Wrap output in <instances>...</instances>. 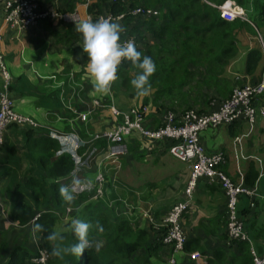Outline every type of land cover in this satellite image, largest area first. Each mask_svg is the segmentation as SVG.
Returning <instances> with one entry per match:
<instances>
[{
  "label": "crops",
  "instance_id": "obj_1",
  "mask_svg": "<svg viewBox=\"0 0 264 264\" xmlns=\"http://www.w3.org/2000/svg\"><path fill=\"white\" fill-rule=\"evenodd\" d=\"M36 1L40 11H58V5L66 8L67 2L71 0ZM74 1L77 2L74 11L63 12L62 14L77 13L79 19L76 21L87 20L88 15L93 20L100 16L95 17L90 14L89 9L94 0ZM4 8V0H0V94L7 93L14 102L15 110L34 119L37 123V126L11 125L5 132V143L0 147V179L5 178L8 180V183H4L7 193L14 192L19 185L23 186L29 178H43L45 171L40 165L41 154L36 151L35 143L31 146L28 140L33 141L34 138L44 135L53 139L50 131L57 130V133L75 134L83 140L84 145L80 148L79 154L83 162L88 163L83 167L86 169L84 173L86 172L87 176L90 175L93 184L97 185L95 177L97 173H100L101 167L103 170H106L109 166L113 169L114 164L110 160H117L118 163L122 164L121 170L124 169V172L127 169V171L131 170L134 178L135 169L140 165H145L149 162L150 157L155 156L153 158L156 159L154 163L160 161V169L164 175L158 179L157 183H148L142 186L144 193L149 196L150 202H153L147 209H152L154 212L160 210L161 215H163L174 204L182 201L191 170L189 165L173 157L168 148H164L163 144L156 148L153 143H157L159 140L146 139L139 131H134L121 145H110L105 140L94 139L95 134L103 133L107 129L110 130L122 118L124 119L122 115L116 116L112 107L125 114L130 113L133 107H147L144 126L151 129L158 128L159 124L161 126L166 114L157 113L151 103L155 90H150L148 95L138 96L135 89L130 85V81L124 84L117 77L108 93L103 95L96 93L93 90L91 76L86 69L87 56L80 47L81 37L75 30L74 19L48 15L39 17L29 29L19 31L5 24ZM122 19L116 20V22L120 23L125 31ZM122 40H133L134 44L137 41L135 36H126ZM260 40L262 41L261 38ZM147 41H149V38ZM262 43L264 46L263 41ZM237 64L244 71L242 64ZM135 75L136 73H132L131 79ZM114 90L119 93L118 99L114 97ZM95 101H98L101 105L95 104ZM211 104L216 109L219 106V104H215V101ZM110 105H112V109L108 107ZM259 105L260 103L257 102L255 107L257 121L253 127L245 122L235 124L232 127L224 125L219 128H209L201 131L199 140L205 147L207 154L212 155L218 152L224 156L225 161L220 166H225L226 172L232 180L235 179L236 183L244 184L245 169L248 162L252 161L256 164L259 170L256 185L258 193L253 202L254 207L255 203L260 204L259 210L257 213L251 211L253 208L250 207L252 199L246 195H242L245 196L242 200L239 199L238 208L240 218L243 219L244 217L248 220L245 227L251 242L250 245L252 244L254 251L258 254L263 251L262 254H259L263 255L264 235H260L258 231L259 229L264 231V120L260 116L258 118ZM84 114L86 118L83 120L81 116ZM55 140H57L60 147L55 152L54 157L66 154L71 157L68 153H59L62 144L57 138ZM161 142L163 141L161 140ZM131 147L134 149L136 147L147 149L144 153V159H137L135 154L137 151H131ZM116 148H124L126 155L124 157L121 154L110 156L109 154ZM119 167L121 166L119 165ZM90 170L92 172H88ZM117 173L111 176L106 174L109 182L107 183L104 177V183L101 184L105 191V196L102 197H109L107 200L113 206V199L117 198V192L113 189ZM66 178L67 186L70 187L72 172L61 179L65 181ZM120 178L123 180L121 185L125 193L130 183L122 176ZM160 181L166 182V184L160 185ZM136 186L135 183L132 184L131 189L134 190ZM20 190L29 195L30 190L26 187H21ZM173 194L176 195L175 198H172ZM191 198V206L181 218L185 243L189 239L194 243H198L206 254H203L200 250L187 252L188 254L183 250V253L179 254L175 246L172 255L173 257L186 255L189 260L195 261L197 264H206L213 250L223 243L222 235H225L227 197L222 185L212 182L206 177H200ZM243 199L246 202H243ZM156 200L160 202L159 205L154 204ZM240 205L243 206L240 207ZM247 207L250 211L246 216H241V210ZM134 209H138V207L134 206ZM147 209H144V211L148 212ZM163 218L153 220V225L154 223H160ZM253 218H255L254 221H252ZM32 220L30 224H33ZM2 242L4 241H0V243ZM12 249L7 244L0 251V264H7ZM194 253H198L200 257L198 259L193 258ZM171 258L168 260L169 264ZM177 262L179 261L177 260Z\"/></svg>",
  "mask_w": 264,
  "mask_h": 264
},
{
  "label": "trees",
  "instance_id": "obj_2",
  "mask_svg": "<svg viewBox=\"0 0 264 264\" xmlns=\"http://www.w3.org/2000/svg\"><path fill=\"white\" fill-rule=\"evenodd\" d=\"M225 1L94 0L89 11L95 17L104 12L115 16L124 14L122 22L125 31L121 34V40L126 36H135V46L142 57L150 56L155 62L156 71L149 82L151 90H155L151 103L157 113H183L189 109L210 113L216 109L211 104L214 101L220 105L232 96L235 88L245 84L258 85L264 78V0H234L246 10L250 22L223 19L217 6ZM76 5L77 2L71 0L67 2L66 8L58 5L57 10L61 13L72 12ZM139 6L155 9L158 14L150 17L133 15L132 11ZM237 63L242 64L244 71ZM136 72L130 63L123 62L117 69V77L125 84L130 81L131 74ZM257 102H264V90L256 97L255 107ZM241 123L245 122L239 120L228 127ZM34 139L45 173L42 179L32 177L23 186L15 188L18 198L13 206V218L19 225L27 226L36 216L32 225H42L43 230L37 235L39 245L51 255L49 264H169L175 243H164L166 228H155L152 222L165 217L169 210L161 215L160 210H155V213L150 209L140 214L139 209H135L145 218V222L140 223L127 215L125 210L116 211V206L102 196L94 199L93 194L85 192L77 196L73 194L71 203L63 201L58 189L68 184L67 178L65 181L61 178L71 174L74 161L67 154L54 157L60 147L54 138L44 135ZM163 142L164 148L169 151L173 141ZM131 151L137 149L131 147ZM135 154L137 159H144L143 152L137 151ZM219 169L228 175L225 166H219ZM258 178L256 164L248 162L244 185L252 189L257 185ZM21 187L29 189V195L21 192ZM67 207L73 209L71 220L79 218L90 223L89 238L94 242H103L99 250L92 247L80 257L64 255L61 258L52 254L53 247H67L76 243L71 228L69 231H60L56 226L59 214ZM249 211V207L244 208L240 212L241 216H246ZM225 213L223 243L213 250L206 264H255L248 241L229 240L226 205ZM97 222L103 226L102 232L96 230ZM50 232H56L58 239L48 241L46 237ZM258 232L264 235V231L259 229ZM6 246L7 243H0V251ZM36 250L34 253L27 245L15 246L7 264H37L32 261L38 254ZM194 250L206 254L198 243L187 240L184 246L186 254ZM177 260V264H197L186 255Z\"/></svg>",
  "mask_w": 264,
  "mask_h": 264
},
{
  "label": "built area",
  "instance_id": "obj_3",
  "mask_svg": "<svg viewBox=\"0 0 264 264\" xmlns=\"http://www.w3.org/2000/svg\"><path fill=\"white\" fill-rule=\"evenodd\" d=\"M4 4L5 24L16 30L18 29L19 31L29 29L30 26L36 23L39 17H46L48 15L64 19H79L77 13L62 14L55 10L40 11L36 0H4ZM217 8L221 12V17L227 21L242 19L250 22L245 9L232 0L225 1L223 4L217 6ZM132 14L136 16L150 17L158 14V11L152 8L146 9L139 6L132 11ZM99 17H111L116 21L117 18H119L118 20H121L124 17V14L114 16L110 13H105ZM88 19L93 20L90 15H88ZM127 41L129 40H122V42ZM131 41L133 42V40ZM263 90L264 78L258 85L245 84L241 88H235L232 96L223 101L217 109L210 113H199L189 110L177 115L172 111H168L163 118V125L155 129L144 126V116L148 110L147 107H133L128 114L119 112L115 107H112L115 114L124 117L123 123L110 130H106L103 133H97L94 135L95 140H105L110 145H121L134 131H139L144 138L149 140L173 141V144L169 148V152L176 159L189 165L191 175L184 191V199L174 204L162 221L160 223H154V225L156 228H166L164 243H175L177 253H183L185 243V235L181 227V218L191 206L192 193L200 177H206L212 182L219 183L225 191L227 197V232L229 240L248 241L251 243L246 231L244 220L239 216L238 203L240 197L246 195L252 199L250 207H254L253 199L258 193L257 186L249 189L242 183L233 182L224 171L219 169V166L225 161L224 156L218 152L213 153L212 155L207 154L205 147L200 143L199 138L202 130L219 127L221 125H230L239 120H243L253 127L257 121L254 101ZM95 104L101 105L98 101H95ZM258 113L260 118L264 120V102L259 105ZM81 118L84 120L86 115H82ZM11 124L37 126L34 119L15 111L13 100L7 93H2L0 94V146L4 144L5 132ZM56 131L57 130L50 131V134L53 138L60 140L62 144L59 153L70 154L75 162V169L72 171L74 180L71 182L69 187L70 190H72L73 194L91 192L96 189L98 193H101L100 188L104 179L101 174L97 173V176L95 177L97 185L93 184L91 180L80 176V174L86 170L83 167L88 164L87 162H83L79 154L80 148L84 145L83 140L79 139L75 134L68 135L57 133ZM123 153L124 148H116L113 149L109 155L115 156ZM77 175H79V177L75 179ZM2 209L3 205L0 201V211ZM67 210L68 217L71 213V208L68 207ZM35 220L36 216L33 218L32 222ZM251 251L254 263L264 264V254L259 255L254 251L252 244ZM192 257L198 259L200 255L194 253ZM50 259L51 255L49 251L45 247L39 245L38 254L32 259V261L37 264H49ZM171 262L177 264V258L172 257Z\"/></svg>",
  "mask_w": 264,
  "mask_h": 264
},
{
  "label": "clouds",
  "instance_id": "obj_4",
  "mask_svg": "<svg viewBox=\"0 0 264 264\" xmlns=\"http://www.w3.org/2000/svg\"><path fill=\"white\" fill-rule=\"evenodd\" d=\"M119 18H117L118 20ZM75 22V30L80 34V47L87 56L86 69L92 79L93 90L98 94L110 91L112 83L117 79V69L123 62H128L137 70L136 75L130 80V85L135 89L136 95H148L151 90L150 77L156 71L154 60L147 55L142 57L135 44L129 40L121 41L123 26L111 17H99L96 20H80ZM63 201L71 203L73 192L69 187L61 185L58 189ZM90 223L74 218L71 220V230L76 238V243L67 247H53L52 254L57 257L73 255L80 257L85 250L95 247L99 250L103 242L92 241L89 238ZM42 225H33V231H42ZM96 230L103 231V226L97 222ZM46 239H58L56 232L48 233Z\"/></svg>",
  "mask_w": 264,
  "mask_h": 264
},
{
  "label": "rangeland",
  "instance_id": "obj_5",
  "mask_svg": "<svg viewBox=\"0 0 264 264\" xmlns=\"http://www.w3.org/2000/svg\"><path fill=\"white\" fill-rule=\"evenodd\" d=\"M0 55H1V48H0ZM243 65H244V63H243ZM113 94H114V97L116 99H118L119 93H117L116 90H114ZM215 104H219V103L215 102ZM108 107L111 108L112 105H110ZM212 107H214V106H212ZM190 110L197 111L195 109H190ZM117 111L121 112L118 109H117ZM256 113H257V111H256ZM177 114H181V113H177ZM115 115L117 116L118 114H115ZM258 118H259V113H258ZM122 123H123V118L115 126L120 125ZM11 125H15V124H11ZM115 126H113V127H115ZM128 138L129 137H127V139ZM28 142L31 146H33V144L35 143V140H33V141L28 140ZM4 143H5V141H4ZM153 144L156 145V148H157V147L162 146V144L164 145V142H161V140H159V142L153 143ZM136 149L138 152H143V153H145L147 150V149L145 150V149L139 148V147H136ZM125 152L123 154H121L123 157H124V155H126ZM153 158H155V156ZM153 158L150 157L148 159L149 162H147L145 165H140L139 167H137L135 169L134 178L132 177L131 170L127 171L128 170L127 169L126 170L127 172L126 171L124 172L123 171L124 169L121 170L123 165L118 163L117 160H110L114 164L113 169L109 166L106 170H103L101 167V171L99 173L103 177H105L106 182L108 183L109 181L107 180L108 177L106 176V174H108V176H111V175H116V173L118 172L117 173V179L115 181V185H113V189L117 192V194H116L117 198L113 199L114 200L113 204L116 206V211L119 212V211L125 210V213L127 215H129L130 217H133V220L139 221L140 223L145 222V218L141 217L140 214H142L144 209H147L149 207V206L147 207V205L153 204V202L152 203L150 202L149 196L144 193V191H143L144 188L142 186L144 184H148V183H157L158 179L164 175V173L160 169V167H161L160 161L154 163V161L156 159H153ZM122 160H124V159H122ZM119 165L121 167H119ZM88 172H92V171L90 170ZM83 173H84V171H83ZM83 173L80 174V176H82L83 178H88L90 176V175L87 176L86 172L84 173V175H83ZM120 176H122L123 179L125 178V180H127L130 183L129 188L127 189V192H125V193L123 191V186L121 185V183H123L122 182L123 180L120 178ZM77 177H79V175H77L75 177V179ZM73 180H74V177L72 176L71 182H73ZM5 182L8 183V180L5 178L0 179V201L3 205V209L0 211V241L6 242L8 244L9 248H11V247L14 248L15 246H18V245H23V246L27 245L33 249L34 253H36V251H37L36 249H38L37 246L39 245V238H38L37 232L33 231V225L32 224H30V225L28 224L27 226H23V225H19V222L14 220V218H13V214H14L13 204L17 202V198H18L17 195L18 194L16 193V191H14L12 193L11 192L7 193L6 188H5V184H4ZM102 182L104 183V181H102ZM66 183L68 184V182H66ZM75 183H79V182H75ZM134 183L137 186L134 188V190H132L131 185ZM159 184L165 185L166 182L160 181ZM102 189L103 188L101 187L100 188L101 193H98L97 189L94 191L88 192V193L93 194L94 195L93 198L95 199L97 194H98V196H103V195L105 196V193H104L105 191L103 189V194H102ZM83 193H85V192H83ZM83 193H81V194H83ZM74 195L77 196L78 194L74 193ZM118 197H120L121 199H119ZM175 197H176V195L173 194L172 198H175ZM244 197L245 196L240 197V200H242V198H244ZM122 198L124 201L122 200ZM106 199H109V197H106ZM120 200H122V201H120ZM243 202H246V200L243 199ZM118 203H121L122 205L119 206ZM158 203H160V202L156 200V202L154 204L159 205ZM259 205H260L259 203H257V204L255 203V207H253L251 211H253V213H257V211L259 210ZM134 206L138 207L140 214L138 213V211H135ZM241 206H243V205H240V207ZM147 210L150 211V209H147ZM67 211L68 210L66 208L64 211H61V213L58 216L59 219H58L56 226H57L58 230H60V231H69V229L71 228V216L69 215L67 217ZM70 211L72 214L73 209L71 208ZM159 214H160V211H159ZM1 219H2V221H1ZM243 219H244V222L246 224L248 222V220L244 217H243ZM254 220H255V218L252 219V221H254ZM177 257L181 258L180 255H178ZM170 264H175V263L171 262Z\"/></svg>",
  "mask_w": 264,
  "mask_h": 264
}]
</instances>
